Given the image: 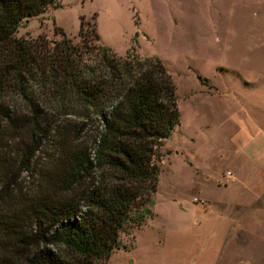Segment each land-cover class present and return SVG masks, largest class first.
I'll list each match as a JSON object with an SVG mask.
<instances>
[{
	"label": "rangeland",
	"instance_id": "obj_1",
	"mask_svg": "<svg viewBox=\"0 0 264 264\" xmlns=\"http://www.w3.org/2000/svg\"><path fill=\"white\" fill-rule=\"evenodd\" d=\"M57 3L61 7L23 21L15 37L59 41L61 28L79 43L82 19L95 21L100 38L94 43L120 56L133 49L143 58L158 57L176 86L180 122L155 159L157 190L143 206L149 213L141 224L136 218L142 207L133 213L107 264H264L261 222L224 204L237 184L226 180L231 162L220 158L232 146L229 133L255 117L251 127L264 126V0ZM94 127L81 131L76 117L61 119L58 131H68V141L50 136L27 170L21 166L24 140L13 139L11 124L2 129L0 262L23 264L15 247L19 236L34 229L36 197L60 186L61 143L89 146Z\"/></svg>",
	"mask_w": 264,
	"mask_h": 264
},
{
	"label": "trees",
	"instance_id": "obj_2",
	"mask_svg": "<svg viewBox=\"0 0 264 264\" xmlns=\"http://www.w3.org/2000/svg\"><path fill=\"white\" fill-rule=\"evenodd\" d=\"M50 7L61 5L0 0V133L11 124L13 139L24 140L23 170L53 134L68 141L69 132L58 131L63 118L79 119L81 131L95 126V135L89 146L61 143L60 186L36 197L34 229L15 249L23 264H107L133 213L142 207L140 224L149 213L155 159L180 122L176 86L158 57L133 49L120 56L94 43L95 21L82 19L79 43L61 28L59 41L15 37L23 21Z\"/></svg>",
	"mask_w": 264,
	"mask_h": 264
},
{
	"label": "crops",
	"instance_id": "obj_3",
	"mask_svg": "<svg viewBox=\"0 0 264 264\" xmlns=\"http://www.w3.org/2000/svg\"><path fill=\"white\" fill-rule=\"evenodd\" d=\"M254 120L228 134L232 146L221 150L220 158L225 163L231 162L224 176L237 184L233 188V199L224 203L225 206L241 208L244 210L242 215H248L256 224L261 222L264 235V126L251 127ZM236 141H241L239 146ZM214 149L213 146L212 151Z\"/></svg>",
	"mask_w": 264,
	"mask_h": 264
},
{
	"label": "built area",
	"instance_id": "obj_4",
	"mask_svg": "<svg viewBox=\"0 0 264 264\" xmlns=\"http://www.w3.org/2000/svg\"><path fill=\"white\" fill-rule=\"evenodd\" d=\"M228 175L230 176V175H231V173H228Z\"/></svg>",
	"mask_w": 264,
	"mask_h": 264
}]
</instances>
